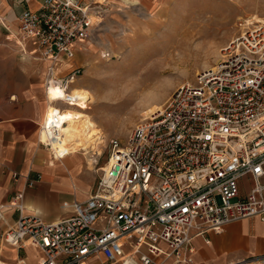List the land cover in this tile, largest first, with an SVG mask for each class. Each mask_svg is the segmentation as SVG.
Returning a JSON list of instances; mask_svg holds the SVG:
<instances>
[{"label": "built area", "instance_id": "2783aa9c", "mask_svg": "<svg viewBox=\"0 0 264 264\" xmlns=\"http://www.w3.org/2000/svg\"><path fill=\"white\" fill-rule=\"evenodd\" d=\"M36 1L18 13L12 38L45 64L37 141L60 159L51 144L67 109L89 106L72 91L82 73L72 60L97 11L81 0ZM104 163L92 191L59 221L22 215L20 193L0 204V219L5 206L18 211L1 241L37 248V264H192L194 236L247 217L264 221V19L243 27L213 67L177 85L124 141L109 139ZM254 261L264 264V254Z\"/></svg>", "mask_w": 264, "mask_h": 264}, {"label": "rangeland", "instance_id": "374dc122", "mask_svg": "<svg viewBox=\"0 0 264 264\" xmlns=\"http://www.w3.org/2000/svg\"><path fill=\"white\" fill-rule=\"evenodd\" d=\"M149 1L108 4L102 22L72 60L82 69L74 85L96 96L85 112L104 134L95 168L88 170L92 177L105 165L108 140L124 141L140 121L145 100L162 106L177 85L215 64L243 29L241 23L264 19V0H153L148 10ZM148 71L153 75L146 76ZM89 172L79 175L89 179Z\"/></svg>", "mask_w": 264, "mask_h": 264}, {"label": "crops", "instance_id": "0c3cea01", "mask_svg": "<svg viewBox=\"0 0 264 264\" xmlns=\"http://www.w3.org/2000/svg\"><path fill=\"white\" fill-rule=\"evenodd\" d=\"M81 1L95 6L97 11L93 15L98 19L93 33L107 12L106 6L115 0ZM150 1L144 4L148 10ZM37 6L36 0H0V204L13 201V196L20 193L16 200L21 205L20 213L33 214L41 222L50 223L71 214L70 204L87 197L96 175L91 176L79 156L52 158L37 141V123L45 105L42 90L45 64L36 58V53H21L12 38L20 10H35ZM1 22L7 25L8 32ZM87 172L91 179L79 175ZM27 179L33 180L31 186L27 185ZM17 217L18 211L13 207L2 209L0 235ZM191 245L192 264H257L254 259L264 254V221L257 217L232 221L220 231L194 236ZM40 258V252L32 245L0 244V264H37ZM88 264L97 261L91 257Z\"/></svg>", "mask_w": 264, "mask_h": 264}, {"label": "bare ground", "instance_id": "6f19581e", "mask_svg": "<svg viewBox=\"0 0 264 264\" xmlns=\"http://www.w3.org/2000/svg\"><path fill=\"white\" fill-rule=\"evenodd\" d=\"M125 3L138 4L139 0H123ZM259 19H249L240 24L247 26L252 22H257ZM261 20V19H260ZM124 41V39H123ZM88 41L85 42V44ZM84 44V45H85ZM83 45V46H84ZM222 53V52H221ZM222 55L219 56V58ZM213 67L207 65L205 68ZM153 74L146 73V76ZM73 93L81 94L88 97L89 103H95L96 96L92 94L85 86H74ZM161 108V104L149 98L145 100L143 107L139 110L140 121L148 118L149 114ZM69 118L65 127L62 129L60 141L51 144V150L54 157L63 158L65 156L77 157L80 156L81 161L85 165L86 170L95 168L96 157L101 153V146L104 142V134L97 124L91 119V116L83 111H78L72 108L67 109ZM40 140H44V134L41 133ZM100 170V169H99Z\"/></svg>", "mask_w": 264, "mask_h": 264}, {"label": "snow or ice", "instance_id": "6c2138e0", "mask_svg": "<svg viewBox=\"0 0 264 264\" xmlns=\"http://www.w3.org/2000/svg\"><path fill=\"white\" fill-rule=\"evenodd\" d=\"M57 91V94H59V90H56Z\"/></svg>", "mask_w": 264, "mask_h": 264}]
</instances>
